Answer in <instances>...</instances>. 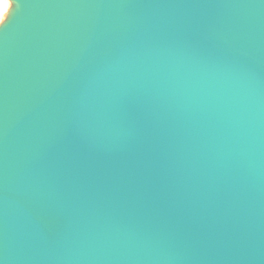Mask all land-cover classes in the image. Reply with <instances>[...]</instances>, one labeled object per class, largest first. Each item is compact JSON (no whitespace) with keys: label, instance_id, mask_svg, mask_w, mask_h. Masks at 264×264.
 Returning <instances> with one entry per match:
<instances>
[{"label":"water","instance_id":"obj_1","mask_svg":"<svg viewBox=\"0 0 264 264\" xmlns=\"http://www.w3.org/2000/svg\"><path fill=\"white\" fill-rule=\"evenodd\" d=\"M9 1L0 264H264V0Z\"/></svg>","mask_w":264,"mask_h":264},{"label":"bare ground","instance_id":"obj_2","mask_svg":"<svg viewBox=\"0 0 264 264\" xmlns=\"http://www.w3.org/2000/svg\"><path fill=\"white\" fill-rule=\"evenodd\" d=\"M8 3L11 5L9 0H3V3L0 4V19L3 17L4 19V13L6 12V7L8 6ZM8 11V10H7ZM6 14V13H5ZM2 21V20H0Z\"/></svg>","mask_w":264,"mask_h":264},{"label":"snow or ice","instance_id":"obj_3","mask_svg":"<svg viewBox=\"0 0 264 264\" xmlns=\"http://www.w3.org/2000/svg\"><path fill=\"white\" fill-rule=\"evenodd\" d=\"M12 4H13V0H12ZM11 7H12V6H11ZM9 10H10V8L8 9L7 14L9 13ZM7 14H6L5 17H4V21H3V23L0 24V25H3L4 23H6V21H7Z\"/></svg>","mask_w":264,"mask_h":264},{"label":"rangeland","instance_id":"obj_4","mask_svg":"<svg viewBox=\"0 0 264 264\" xmlns=\"http://www.w3.org/2000/svg\"><path fill=\"white\" fill-rule=\"evenodd\" d=\"M9 8H10V4L8 3V6L6 7V12H5V13H7V10H8ZM5 13H4V17H5V15H6ZM0 20H3V17H2ZM0 22H1V21H0Z\"/></svg>","mask_w":264,"mask_h":264},{"label":"clouds","instance_id":"obj_5","mask_svg":"<svg viewBox=\"0 0 264 264\" xmlns=\"http://www.w3.org/2000/svg\"><path fill=\"white\" fill-rule=\"evenodd\" d=\"M3 3V0H0V4H2Z\"/></svg>","mask_w":264,"mask_h":264}]
</instances>
